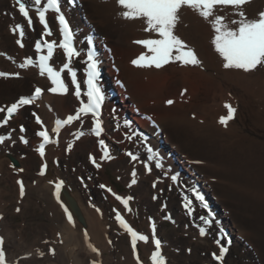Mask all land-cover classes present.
Instances as JSON below:
<instances>
[{"label": "bare ground", "instance_id": "6f19581e", "mask_svg": "<svg viewBox=\"0 0 264 264\" xmlns=\"http://www.w3.org/2000/svg\"><path fill=\"white\" fill-rule=\"evenodd\" d=\"M28 3L30 4V15L33 18L32 27L27 25L26 19L22 16V14L19 13L16 0H0V28L1 22L6 25L4 27V32L0 33V72L12 74L19 73V76L9 75L7 77H0V80L3 79L6 82V86H8L7 83H10V80H13V78L20 80L21 83H19L20 85H23L22 88L27 89L32 86V93L28 96H31L34 93L36 87H40L44 90L42 95L36 98L35 102L31 104V108L33 110V112L31 110V114L33 115V113H35L40 117V119L43 121V124L41 125V128H43L42 130L47 129L50 139L53 137L55 139L57 132L54 131L56 126L54 119L57 115L54 116V114L51 112L49 103L51 101L57 103L59 107L58 112L62 111L64 107L69 110L71 107L66 105L64 102V93H53L48 90L49 88L54 87L48 76H41L39 74V68L36 66V64L39 61V56L46 55L47 51L45 50L44 42L40 37L43 32V26L38 21L35 13V6L31 3V0H28ZM73 5L74 7H72L67 1L65 2V0H63L62 10L65 12L66 16H69L72 23L71 26L75 32L74 46L79 51L85 50V38L87 37L93 38L94 41L92 43L94 45L101 44L103 47L107 45V41L112 42L116 48L115 51H113V54H111L113 56L101 54L99 49L95 46L97 51L95 52L96 58L99 60V62H102V64L105 60L111 62L112 66L121 69L122 72L121 74L119 73V80H125L127 86L129 87V94H131L130 99L124 94L126 97L125 103L129 101L132 102L133 100V102L138 104L137 106H139V108H145V102L151 101L153 105L163 109V113H157V117L154 118L155 120L153 119V121H150L157 122L154 124L145 122L141 118H132L133 120L137 121L138 125L136 126L139 129L136 132L139 133V136L134 139L132 143L129 141L125 143V147L132 146L134 148V155L138 157L137 160L131 159L133 163L138 164V162L141 161V164H150V167L145 166V171L146 173L150 175L152 174L153 176L152 184L154 185H152V188L154 191H159L158 189H155V186H158L162 191H164V186H166L165 183H167V185H169L171 188H178L172 193L169 192V190L166 196L164 194H160L162 202L161 207L156 208L151 201L148 202L147 197L145 196L147 187L145 184H141L140 181L136 186V194L133 195L135 196V200H131L129 202V207L132 209V211L128 212L124 205L121 204L112 193L107 191V188H111L116 195L124 197V195H121L118 190L114 188V186L110 185L111 183L107 181L108 179L105 176L107 165L114 162L115 169L120 170L118 171L117 175H121L122 179H125L127 183H129L130 181H128L129 177H127V171L121 169V164H124L123 159L110 160L106 158V160H102L100 158L96 160V162L101 165L99 168H97L92 163L93 156L88 155L89 161L94 165V169L97 172V180H103L102 182H104V185L106 186L105 191L103 190L102 194L104 193V195L107 196V202L114 211L113 217L116 218V212H119L125 218V220L129 219L130 222L133 223L134 229L136 228V231L149 236V241L147 243L138 242L137 251L139 253V257L142 255L140 260L143 257L142 262L144 264H152L150 257L151 253L155 249L152 240L151 224L153 222L155 223L156 237L160 239L157 233H159L161 228H163L165 216L167 220L172 219L170 212L167 211L170 210L171 205L175 211V213L172 211L176 220L175 226L177 229L180 228L183 234L193 238L194 240H197L198 242L202 240L207 241L208 238L214 236L212 237L213 239H211L213 241V245L218 249V253L215 251H211V253L208 252L210 258L206 259L203 264L227 263L229 255L232 254L234 248H238L242 252L252 255L254 262L251 263L250 261L248 264H264V248L261 247L260 250L258 241L256 242L252 240L254 239L253 232L251 233V231L243 227L240 228V226H238L236 223L233 214L231 213L233 210H236L234 208L236 205L234 207L229 205L226 207L224 204L225 200L222 189L228 187H225V184H222V186H220L222 189H219V191L215 186L216 184L213 178L215 175H213V173L210 171L215 170L217 164L204 160L205 158H202L201 156L195 157L192 154L185 156L181 149H179V146L174 145H179L181 143L180 141L183 139L195 141L199 137L204 138L205 136L207 138V142H217V144L219 142L221 145L225 146L226 143L221 142L222 140L226 141L227 139L233 137H241L244 134L245 127L248 126V124L246 122H241L240 124L236 123L237 114H239L240 118L242 119V113H245L246 116L247 114H254L255 119H253L252 122L254 125L253 127L261 131L259 119H261L260 110L263 109H261V105H263L264 102L262 101L263 103L260 105V107H254L253 103L256 102L255 99L257 98L258 93L264 90L259 89V84V86L256 87L260 79L264 82V67H257L256 70L251 72H245L239 69L224 68V61L219 53L216 52L215 46L211 42L214 36V30L207 21L200 17L195 11L188 8L181 10V19L177 24L175 34L180 36L189 47L195 50L198 58L202 61V65H185L179 60H172L160 68H156L154 65L151 67H137L132 63L134 59L138 58L141 54L151 56L152 53L145 46L137 44L135 41L148 38L158 39V34L145 32L143 30L145 25L142 20H125L121 18L119 15L121 9L116 4V0H75ZM245 11L250 18L256 17L259 12L264 11V0H251V2L245 6ZM221 14L231 15L230 9H225ZM231 18L238 19L239 17L231 16ZM47 19L52 31V35L46 36V41H56V48L54 50L55 52L53 53V57L49 61V64L55 70L61 71L63 69L64 63L67 62V55L64 53L63 49L59 47V41L62 39V35L59 32V23L55 20V13L49 12L47 14ZM225 22L227 23V21ZM17 24L22 25L24 28L25 35L22 39L24 47H20V45L16 42L18 39H21L19 36V29H17L15 33L12 31V28ZM40 31L41 35H38L40 34ZM9 37H13L12 43L9 41ZM83 37L85 41L82 40ZM184 37L188 40H186ZM98 39H101L99 41L100 43L98 42ZM37 40H40L42 43V50L39 52L35 48V42ZM86 50L88 51V46L86 47ZM173 55H176V53L174 52ZM28 58H31L36 63L29 65L26 68H20L19 65L25 63ZM61 59L63 62L60 64ZM86 61L87 54L80 53L79 56H73L70 62V67L77 72V80L81 85V97L79 99L76 96L74 97L77 109L81 106V100L85 102V97L87 98L86 92L83 91L85 90L86 84L84 85L82 78H80L82 75V70L86 68ZM102 64L99 65L100 68H102ZM66 76L71 78L70 73L64 69L62 71V77L65 80V83L68 84V91H70V85ZM252 84H256V89L253 93L251 89V86H253ZM73 87L75 92V86ZM170 100L173 101V103L169 104L168 101ZM108 101H110V99ZM226 104H231L232 107L236 109V112L234 117L229 120L225 126L224 124L220 123V118L222 116L228 115V109L225 107ZM7 107L9 106H6L5 108ZM25 107L26 105L21 106L15 115H13L9 120L7 125L0 126V136L5 138L4 143H0V174H2V176L9 174V178L14 183L13 191L16 193V197H14L16 198V202L19 203L21 201L20 199L28 198L29 200L30 195L35 192V194L38 196L37 198H39L42 202L41 205L47 210H50L52 213V224H42L41 227L44 230L46 229L45 231L50 233L48 237L52 238L51 245L53 248H51V254L53 255L52 257H54V264H83V261L90 262L93 260L92 258H94V255L89 254V243L98 248L99 253H104L110 250L111 244L108 236L111 231L107 228L109 226V221H106L107 219L105 218L107 214L105 211L106 207L103 205V209H99V207H97V202L95 201L96 203H94V201L91 202V200H89L90 205L88 202L84 204L83 200L79 198L78 194H76L74 191L71 183H66L64 181L60 198L63 201L64 197L66 201H70L76 208L72 209L74 213L73 216L76 217V221L74 220L75 225L65 219L66 214L61 202L57 200L55 194V183L61 180L63 181L65 178H63V176H67L68 174L66 173L65 175L62 172L59 173V169L53 170L50 159H58L60 157V152L58 149L55 151L53 150L58 147L54 146L56 144L51 145L50 148L49 143L46 144L45 155L43 157L40 156L38 151L35 152L41 157V160L38 159V169L35 170L36 178H33V180H36L35 185H33V181L27 180L25 176L23 177L25 170L27 168L29 169V164L27 160L21 159L19 157V153H17L18 149L11 147V143H13V141L15 142L17 136L14 134L15 127H12L10 124H13L15 120H18L21 117V110ZM134 113L138 114L140 112L138 109H135ZM5 116L6 112L3 113V117ZM3 117L0 113V118L3 119ZM82 118L92 119L90 116H82ZM2 119L0 120V123H2ZM35 122H37L36 119ZM174 131L177 133V135L183 131L185 132V135L182 137L173 135L172 132ZM259 131L258 134L260 135ZM30 133L31 131H27L25 135L21 134V142H23L22 137L24 136L25 139V136L28 137V134ZM262 134L263 133H261V135ZM255 138L258 139L255 141V149L257 151L255 152L256 154L258 153L257 156L259 157V160H261L260 163H264V138L261 137V139H259L260 137L256 136ZM142 139H146L149 143H151V145H153L155 148V153L160 152L164 158V161L162 162L163 167H156V159H149L152 153H148L144 147L140 145V141ZM87 140L88 139H84L79 143L85 142ZM33 141H35V148L37 150L39 144L43 142V138L37 135L36 139H33ZM167 143H171L170 147L167 146ZM228 143L230 144L231 142L228 141ZM22 147L24 146H21L20 148ZM204 147L206 146L204 145ZM13 158L15 159L12 160ZM15 163L17 164L15 165ZM45 164L47 165L46 168L43 167ZM7 166L11 168L10 171L8 170L10 173L6 169ZM149 168H151V171L148 170ZM155 168H158V170ZM21 169H23V171H21ZM202 169L208 170L203 171ZM38 170L39 177L37 176ZM42 172L43 174H41ZM91 174L93 173H89L88 176L90 177ZM172 176H176L179 182L176 183L175 180L172 179ZM21 180H23L25 186V196L23 198L19 197L20 184L18 182ZM93 180L94 179L90 180L92 184H94ZM84 183L86 185V181H84L83 184ZM130 184L132 185L131 182ZM196 184H199L198 189H203V191H205V193L209 196L208 199L212 205L211 208L216 210V213H218V217L221 219L222 224L218 225L217 222H213V224H211L212 226L207 228V226L204 225L205 221L200 219L201 216L207 217V214L204 212L205 210L201 207L199 202H194V206H191L187 209L176 208L174 204L176 195L178 199H182V202H189L191 200L189 197H192L190 190L193 189L195 187L194 185ZM134 185L135 184H133V186ZM240 191L242 194L245 193L246 196L252 194L253 196L251 197L254 198V201L257 199V201L261 202V207L262 204H264V197L260 195L257 196L256 193L253 194L249 188L243 187L240 189ZM155 193L157 192L155 191ZM5 196V191L0 190V231L2 234H5V231L8 230V238L5 241L6 246H4V249L7 248V251L13 248V250L19 252V255L17 256L9 255L10 258L8 259V262L11 264H18V257H26L30 262L33 260H38V256L41 254L38 252L36 247V240H34L32 244H29L24 239L27 234H24L23 237L18 230H13V227L15 228V226H11L9 224L8 216L5 217V219L4 216H1L3 215L4 209H6V204H8ZM128 196L131 195L127 194L126 197ZM155 196L158 198L157 195ZM216 200H218V202H216ZM63 203L66 204L65 201H63ZM166 203L169 204V208L167 210L162 208V205L166 206ZM139 205L148 209L150 214L152 213L151 216L148 217V221H145L147 231L145 228H143L144 224L139 227L134 222L133 216L138 214L137 209L139 208ZM229 210H231V212ZM218 226L220 228L227 227L228 238L233 241L232 248L228 250V255H223L222 260H216L213 256V253L216 255H221L220 249L221 247H225L227 243L226 240L220 241L218 238L221 235L219 229L218 233L215 232L214 235H211L215 228H218ZM201 228L205 230V235L200 234ZM257 229L259 233H264V216L261 218V224L257 226ZM85 231L88 234L87 238L84 235ZM122 232L129 235L125 231ZM119 234L124 236L122 233ZM167 235H165V237ZM172 237L173 236L169 235L168 239L162 242V254L166 258V263H169V258H174L175 261L179 260L178 255H176L178 251H175L179 247L177 241L174 240L175 238L173 239ZM217 241H219V243H217ZM141 243L145 246L141 245ZM204 244L206 246L203 247L201 251L208 250L209 248L208 244L202 242V245ZM166 248H172L176 253L170 251L171 256L169 254L167 255L165 252H169V250ZM100 258L101 257L97 258V260ZM108 260L109 259L106 258V264H111V262ZM124 261L126 264H136L132 260V254L130 255L129 253H127L125 256Z\"/></svg>", "mask_w": 264, "mask_h": 264}, {"label": "rangeland", "instance_id": "374dc122", "mask_svg": "<svg viewBox=\"0 0 264 264\" xmlns=\"http://www.w3.org/2000/svg\"><path fill=\"white\" fill-rule=\"evenodd\" d=\"M5 26L6 25L3 22H1L0 33L4 32ZM41 31L39 32L40 34H38V35H41ZM82 40L85 41L84 37L82 38ZM100 40L98 39V42ZM186 40H188V39H186ZM9 41L12 43L13 37H9ZM95 46L99 49L101 54H107L110 56H113L111 54H113V51H115V49H116L115 45L112 42H108V41H107V45L104 47L101 44H99V45L96 44ZM84 49L86 50V48H84ZM111 58H113V57H111ZM62 62H63V60L61 59L60 64ZM101 66H102V68L104 67V69H105V77L107 75V78L109 79L111 88L113 87V90H115L114 92H116V95L111 96L113 99L109 98L110 101L105 107L104 116H102L104 133L99 138L92 136L91 129L93 127V122H92V119H90V118L89 119L88 118H81V120H77L76 122L74 121L70 125H61L59 132L56 133V135H55L56 140L53 137L50 139L51 142L49 143V148L53 144H56L54 146H58L57 148H55L53 150L55 151L56 149H58V151L60 152L59 153L60 157L58 159L51 158L50 162L52 164L53 170L59 169V171H60L59 173L62 172L65 175H66V173L68 174L67 175L68 177L63 176V178L65 177L63 179V181H65L66 183H71L74 191L76 192V194H78L79 198H81L83 200L84 204H86V202H88L90 205L89 200H91V202L92 201H94V203L97 202V205H98L97 207H99V209H103L104 206L106 207L105 211L107 214H106L105 218L107 219L106 221H109V226L107 228H108V230L110 229V231H111L109 236H108L110 244H111L110 250H108L104 253H97V252H93L91 250V248L89 247V254L94 255V258H92L93 259V260H91L92 262L90 260H89L90 262H84L83 261V264H87V263L93 264V261L98 262V264H106L107 263L106 258L109 259L108 261H110L111 264H120V263L126 264L124 259H125V256L127 255V253H129L130 255L132 254V260L137 264V260L134 256L133 250L131 248L130 236L122 232L125 230L120 227L119 222L116 220L115 217H113L114 211L107 202V196L104 195V193L102 194V191L103 190L105 191V188L102 189L99 187V185L104 184V182H102L103 180H100V181L97 180L98 179L97 178V172L94 169L95 168L94 165L91 164V162L89 161L88 155L93 156L92 158H95V160H98L100 158L102 160H106V158L104 159L101 157L103 147L100 145L99 140L103 139L108 147L111 146V151H110V155H109L111 157L110 160H113V159L119 160L122 158L124 161V164L123 163L121 164V167H122L121 169L127 171V177H129L128 181L131 182L132 179L135 178L136 183L133 186V184L131 185L130 182L127 183V181L125 179L123 180L121 175H117L118 171H120V170L115 169L114 162L107 165L105 176L108 179L107 181L111 183L110 185L114 186V188L117 189L121 195H124V197H126L127 194H130L134 198L132 201L135 200V196H133V195L136 194V190H137L136 186L138 185V182H140V181H141L140 182L141 184H145L147 187V189H146L147 191H145V196L147 197L148 202L151 201L152 204L154 205V207H156V208L161 207L162 202H161L160 194H164L166 196L168 194L169 190H170L169 192L172 193V192L176 191V189H178V188H176V187L171 188V187H169V185H167V183H165L166 186H164V191H162L158 186H155V189L159 190V191L155 190L157 192V193H155V191L152 188V185H154V184H152L153 183L152 182V180H153L152 174L150 175V174L146 173L145 165L141 164V161H139L138 164L133 163L131 158L127 157L128 156L127 153L132 151V154L134 155L135 150L132 146L131 147H128V146L125 147V143L128 142L127 139L130 137V136L128 137V135H131L130 130L133 129L132 133H134V132L138 131V129H139L136 126V125H138L137 121L132 120V118H134V117L137 119L141 118L145 122H148L150 124H154L157 122L156 121L150 122V121H153V119L157 117L156 116L157 113H163V109L153 105L151 101L145 102V105H144L145 108H142V107L139 108V106H137L138 104L133 102L132 99H131L132 102L129 101V102L125 103V99H126L125 95H127V98L130 99L131 94H129V91H128L129 87L127 86L125 80H123V79L122 80L120 79L121 81L119 80V78H120L119 75L122 72L121 69L112 66L111 62H108L105 60ZM113 68L116 70H114ZM84 74H85V68L82 70V77H84ZM68 80H69V84H70V89H69L70 91H68L67 94L64 93V95H63L64 99L63 100L66 103V105L71 107V109L69 110V109H66V107H64V109L62 111L58 112V110H59L58 104L55 103L54 101H51L49 103V106L51 108V112L54 114V116L57 115V116H55V119H54L55 124H56L57 120H65L67 118V116L74 115V113L77 110V107H76L77 105L75 103L76 101L74 98L75 92L73 90L74 85H72L70 78ZM19 82H20L19 79L13 78V80H10V83H7L8 86H6V82L3 79L0 80V108H2V107L5 108L6 106L12 104V102L15 103L21 96H28L32 93V89H31L32 86H30L27 89L22 88L23 85H20L21 82L20 83ZM258 84L260 85L259 89H261V90L264 89L263 88L264 82L260 79L259 83H257V86H256V84H252L254 86V87L251 86L252 93L255 91L256 87L259 86ZM262 96H264V90L261 91L260 93H258L257 98L255 99L256 102L253 103L254 107H260V105L264 102V99H262L264 97H262ZM263 105H264V103H263ZM263 105H261L262 106L261 109L262 108L263 109L260 110L261 111V119H259V124H261V131L255 129L253 127L254 125L252 122H253V119H255V116H254V114L251 113L252 112L251 111L250 112L251 114H249V115L247 114V116L245 115V113L244 114L242 113V119L240 118L239 114H237V118H236V123L240 124L241 122H246L248 124V126L245 127V131H244V134H246L247 136L243 134L242 135L243 137L242 136L237 137V138L233 137V138L227 139L226 141L222 140L221 142L226 143L225 146L221 145V143H219V142H218V144H217V142H207L206 141L207 138L205 136H204V138L199 137L195 141L183 139L180 141L181 143L179 145L174 144L175 146H179V149H181V151L185 154V156L188 154H192L195 157L201 156L202 158H205L204 160L214 162L215 164L218 165V166L216 165L215 170H213V171L209 170L211 173H213V175H215L213 177L215 184H216L215 186L217 187V190L222 189L220 187V186H222V184H225V187H228V188L222 189V192L224 195L223 197L225 200L224 204L226 205V207H228V205L233 206V207L235 205L237 206V207L236 206L234 207L236 210H233L232 212H231V210H229V211L233 214V217L235 218V221L238 224V226H240V228L243 227V228H246L247 230L251 231V233L253 232V234H254L253 238L254 239H252V240L256 241V242L258 241V244L260 245V250H261V247L264 248V233H259L257 226L261 224V218L264 216V211H263L264 210V208H263L264 204H262V207H261V205H260L261 202L257 201V199H256V201H254V198L251 197V196H253L252 194H249L246 196L245 193L242 194L240 189L243 187L249 188L253 194L256 193L257 196L260 195V196L264 197V193H263V191H264V166H263L264 163H260L261 160H259V157L257 156L258 153L256 154L257 151L255 149V146H256L255 141L258 140L257 138H255V136L260 137L259 139H261V137L264 138V130H263L264 129V125H263L264 124V119H263L264 118L263 117L264 116V106ZM31 106L32 105H29V106L26 105V107L21 110L22 111L21 117L18 120H15V122L13 124L12 123L10 124V125H12V127H15L14 134L17 136V139H16L17 142H16V140H15V142L13 141V143H11V147H15L16 149H18L17 153H19V157L21 159L28 161L29 169L27 168L25 170V174L23 175V177L25 176V178L27 180L33 181V185H35L36 180H33V178H36L35 170L38 169V167H37L39 165L38 159L41 160V157L37 153H35V152H37V150L35 148V141H33V139H36L37 133L41 130V128H39L40 126H38V124H36L37 122L34 121V119H36V118H34L35 116L31 114L33 112ZM135 109H138L140 113H138V114L134 113ZM31 110H32V112H31ZM113 110H115V111H113ZM57 112H58V114H57ZM254 112H256V111H254ZM1 114L3 117V113H1ZM1 119L2 118H0V120ZM126 121H128L130 123H132V121H134V123L132 124V126L131 125L126 126V124H124ZM122 122L126 128L122 127L123 126ZM21 125H23V127L26 128L27 131H31V133L28 134V137L25 136V138H27V140L29 141L28 144L22 143L20 140L21 139L20 136L22 134L20 131ZM262 125H263V127H262ZM127 127H129V128H127ZM55 128H56V126H55ZM130 128H132V129H130ZM254 131H255V133H254ZM258 131L260 132V135L258 134ZM80 132H83V133L85 132V134L82 136V138L80 137L79 139H77L76 136L79 135ZM245 132H247V133H245ZM184 133L185 132L181 131L179 133V135H177V133H175V131L172 132L173 135H177L179 137L184 136L185 135ZM261 133H263V134L261 135ZM253 134H254V136H253ZM23 138H24V136H23ZM52 139L55 141H53ZM84 139H88V140L85 142L79 143L80 141H82ZM218 141H220V140H218ZM228 141L231 143L229 144ZM69 145H71L70 150H69ZM170 145H171V143H167V146L170 147ZM174 145H172V146H174ZM204 145L206 147H204ZM21 146H24V147L20 148ZM208 146H209V148H208ZM210 146H212V147H210ZM113 147H114V149H113ZM215 158H217V159H215ZM14 159L15 158H13L12 160H14ZM127 159H128V161H127ZM213 159H215L216 161ZM16 164L17 163H15V165ZM199 168H201V167H199ZM6 169H7V171L11 170V168L9 166H7ZM155 169L158 170V168H155ZM202 170L205 171L208 169H202ZM133 172L136 173L135 177L132 176ZM206 172H208V171H206ZM89 173H93V174H91V176L89 177L88 176ZM180 174H181V172H180ZM37 176L39 177V170L37 171ZM9 177H10L9 174H5L3 176H2V174H0V190L5 191V193H6L5 199L8 202V204H6V207H5L6 209H4L3 215H1V216H4V219H5V217L8 216L9 224L11 226H13V225L15 226V228L13 227V230H18L23 237H24V234H27V236L24 237V239L29 244H32V242L34 240H36V243H35L36 247L38 249V252H40V254H41L38 256V260H33V261H31L32 263L26 257H23V258L18 257L19 258L18 264H27V263L28 264H54V261H53L54 257H52L53 255L51 254L52 253L51 248H53L51 245V243H52L51 239L52 238L48 237V235L50 233H48L47 231H45L46 229L44 230L41 227L42 224H46V223L50 224V225L52 224V222H53L52 213L50 212V210H47L45 207H43L41 205L42 202L40 201L39 198H37L38 196L35 194V192H33L30 195L29 200H28V198L27 199H20L21 201L19 203L16 202L15 201L16 198H14V197H16V193H15V191H13L14 190V188H13L14 183ZM91 179H94L93 180L94 184H92V182L90 181ZM21 181L23 182V180H21ZM84 181H86V185H85V183L83 184ZM23 185H24V183H23ZM154 194L157 195L158 198ZM24 196H25V193L23 195H21L20 191H19V197L23 198ZM154 196H155V198H154ZM63 201L66 202L65 205H67L69 207V210L74 215L72 209H76V208L72 205V203L70 201H66L64 197H63ZM216 202H218V200H216ZM263 202H264V200H263ZM258 203H259V205H258ZM174 204H175L177 209H185V205L182 202V199L181 198L178 199L177 195H176V199H175ZM217 205H220V204H217ZM141 207L142 206L139 205V208L137 209L138 214L134 215L133 218H134V222L137 224V226L141 227L142 224H144L143 228H145V230L147 231L145 221H148V217H150L152 213L150 214L148 209L143 208V207H142L143 208L142 209ZM162 208L167 210L169 208V204L166 203V206L162 205ZM17 209H19V211H17ZM145 210L148 212H146ZM170 210H167V211L170 212L172 219L167 220L166 216H165V218H164L165 221L163 222L164 225L162 224L163 228H161V230L157 234L160 237V240L162 242L166 241L168 239L169 235L173 236L172 237L173 239L175 238L174 240L177 241V244L179 247L178 249L175 248V249H177L175 251L176 252L178 251V253L174 252V249H172V248H166L167 250H169V252L166 250H165L166 252L165 251L164 252L167 255L168 254L170 255L171 252L176 253V255H178L179 260L176 259L177 261H175L174 258H171V259L169 258V261H168L169 263H166V264H186V263L187 264H203L204 261H206V259L210 258L209 253H211V251H215L218 253V251H217L218 249L213 245V241H212V239H213L212 237H214V236L211 237L212 239L208 238L207 241L202 240L200 242H198L197 240H194L191 237L186 236L185 234H183V232L180 230V228L177 229L175 226L176 220H175V216L173 214V212L175 213V211L173 210L171 205H170ZM249 212H250V214H249ZM261 213H263V214H261ZM256 214H257V216H256ZM258 215H259V217H258ZM73 218L75 220L76 217L73 216ZM255 218H256V220H255ZM65 219H67V215H66ZM152 219H154V218H152ZM67 221H68V219H67ZM126 221L134 228L133 223L130 222L129 219ZM253 221H256V222H253ZM0 224H1V219H0ZM73 225H75V222ZM135 230H136V228H135ZM34 232H35V235H34ZM215 232L218 233V228H215V230L212 232L211 235H214ZM119 233L124 234V236L120 235ZM7 234H8V230L5 231V234L4 233L2 234L0 231V237H3L4 241H6L8 238ZM165 235H167V236L165 237ZM163 238H164V240H163ZM202 242H205L206 244L209 245L208 250L201 251L202 248L206 246L205 244L202 245ZM4 244H5L4 246H6V243H4ZM53 244H55V243H53ZM141 245L145 246L142 243H141ZM229 248H232V246H230ZM6 249H5V251H6ZM7 251H6L7 264H11L8 262V259L10 258L9 255L17 256V255H19V252H16L15 250H13V248H11ZM149 251H150V249H149ZM141 256L142 255H140V257ZM99 257H101V258L99 260H97V258H99ZM142 260H143V257L140 261H141V264H144L142 262ZM250 261H251V263L254 262L252 255H250L249 253H246V252H242L238 248H234L232 251V254L229 255L227 263H225V264H248Z\"/></svg>", "mask_w": 264, "mask_h": 264}, {"label": "snow or ice", "instance_id": "6c2138e0", "mask_svg": "<svg viewBox=\"0 0 264 264\" xmlns=\"http://www.w3.org/2000/svg\"><path fill=\"white\" fill-rule=\"evenodd\" d=\"M75 0H69V3H74ZM251 0H116V4L121 9L119 15L125 20H142L145 27L144 31L148 33L158 34V39L148 38L137 40L135 43L145 46L151 53V56L141 54L138 58L134 59L132 63L137 67H151L155 66L160 68L163 65L169 63L172 60H179L185 65H196L201 66L202 61L198 58L194 49L189 47L180 36L175 34V29L179 23L181 16V10L189 8L195 11L200 17L207 21L212 29L214 30V36L212 44L215 46L216 52L222 57L224 63L223 67L226 69H239L245 72H251L257 69V67H264V11L258 13L256 17L250 18L246 11L245 6L250 3ZM31 3L35 6V13L39 23L43 26L42 36H51L52 31L48 23L47 14L49 12L55 13V20L59 23V32L63 39L59 43V47L63 49L67 55L69 63L63 65L61 71L55 70L49 61L53 57L54 48L56 47V41H44L47 47V54L40 55L39 61L36 66L39 68V74L41 76L47 75L51 80L54 87L48 90L56 93H67L68 84L62 77V71L66 69L71 75V83L75 86V96L79 99L81 97V85L77 80V72L70 67L71 58L73 56H79V50L74 46L75 32L70 26L69 20L66 18L65 12L62 10L63 0H31ZM18 5L19 13L26 19L27 25L32 27L33 18L30 15V4L28 0H16ZM225 9H230L231 15L221 14ZM231 16L239 17L238 19L231 18ZM227 21V23L225 22ZM19 29V36L16 42L20 47H24L22 39L25 35L24 28L22 25L17 24L12 28L15 33ZM87 43L92 44V38H87ZM35 48L39 52L42 50V43L40 40L35 42ZM176 55H173V53ZM36 63L31 58H28L25 63L19 65L20 68H26L29 65ZM86 96L87 102L81 100V106L76 110L74 115H69L65 120H57L56 128L54 131L59 132L61 125H70L74 121L81 120L82 116L92 117L93 127L92 133L100 137L104 131L103 122L101 120L102 105L105 99V93L102 90L100 84L101 73L99 70V61L96 58L94 49L89 48L87 51L86 61ZM9 75L19 76V73H6L0 72V77H7ZM43 89L36 87L34 93L31 96H21L15 103L7 108H0V113L6 112V116L3 117L0 126L7 125L13 114L24 105H31L35 102L36 98L40 97L43 93ZM169 104L173 101H168ZM225 107L228 109V115L220 118V123L227 125V122L231 120L236 112V109L231 104H226ZM115 111V110H113ZM38 124H43V121L38 115L33 113ZM126 126L130 125V122H125ZM20 131H25L23 125L20 127ZM39 137L43 138V142L39 144L37 151L40 156L45 155V145L50 143V136L47 129L37 133ZM84 133L80 132L76 136L79 139ZM23 139V137H22ZM5 138L0 136V143H4ZM25 143L28 141L25 140ZM100 145L104 148V158L110 159L108 153V146L103 139L99 140ZM71 145H69V150ZM148 151L152 153L149 159H153L157 156L151 147ZM132 160H137L138 157L133 155L131 152L128 153ZM92 163L99 168L101 165L96 162L95 158H92ZM199 163V162H198ZM44 168L47 167L45 164ZM156 167L161 168L163 165L157 160ZM151 171V168L148 169ZM23 171V169H21ZM43 174V172L41 173ZM136 173L133 172L132 176L135 177ZM173 180H176V176H172ZM20 184V194H24V185L22 181ZM132 184L136 183L135 178L131 181ZM64 185V181L55 183V194L57 200L61 202L67 219L70 223L74 224V218L69 207L63 203L60 198L61 189ZM100 188L104 189V184L99 185ZM107 191L112 193L115 198L120 201L124 207L131 212L132 209L129 207V202L134 198L131 196L121 197L116 195L111 188H107ZM193 192L196 193V199L203 202L204 207L208 208V204L205 202V198L199 192L193 188ZM185 207H188L186 204ZM19 211V209H17ZM211 215V211H209ZM201 220L206 223H211L206 217L201 216ZM116 220L119 222L121 228L130 235L131 248L133 254L137 260V264H141L139 253L137 251L138 242L149 241V236L136 231L119 213L116 212ZM152 240L154 243V251L151 253L152 264H166V258L162 254V241L156 237V225L153 222L151 224ZM200 234L205 235V230L200 229ZM85 237H88L87 232L84 233ZM4 238L0 237V264H7L6 251L4 249ZM219 243V241H217ZM89 247L93 252L99 253V250L89 243ZM226 247H221V255L213 256L216 260L223 259V253L227 252ZM93 264L98 262L93 261Z\"/></svg>", "mask_w": 264, "mask_h": 264}]
</instances>
